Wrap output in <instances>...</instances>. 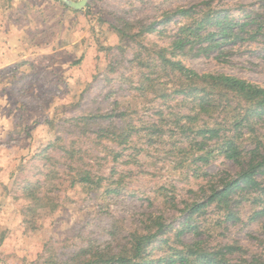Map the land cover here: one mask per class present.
Returning <instances> with one entry per match:
<instances>
[{
	"label": "rangeland",
	"instance_id": "1",
	"mask_svg": "<svg viewBox=\"0 0 264 264\" xmlns=\"http://www.w3.org/2000/svg\"><path fill=\"white\" fill-rule=\"evenodd\" d=\"M204 1L91 0L89 8L63 17V28L50 27L54 43L65 41L66 50L0 73V264H86L92 249L113 242L112 232L137 230L147 214L172 224L149 248L153 264H168L173 249L183 248L179 241H199V252L239 246L244 250L227 255L229 260L264 264V196L258 192L234 195L229 212L226 205L211 204L194 216L197 228L176 235L186 205L203 201L201 188L208 191L239 173L219 149L223 139L199 135L222 123L220 111L213 117L198 113L191 98L176 92L181 82L161 64V49H172L181 27L193 21L167 18ZM214 5L235 22L253 9L264 13V0ZM152 24L154 32L139 36ZM218 40L209 54L188 46L176 51L175 61L199 74L223 73L264 87V27L254 41ZM236 105L228 96V136L250 107L233 113ZM252 122L239 132L243 147L253 136H264V116ZM197 141L205 142L201 151ZM79 170L92 173L91 190L70 187ZM35 196L44 197L43 207ZM177 259L172 264H180Z\"/></svg>",
	"mask_w": 264,
	"mask_h": 264
},
{
	"label": "trees",
	"instance_id": "2",
	"mask_svg": "<svg viewBox=\"0 0 264 264\" xmlns=\"http://www.w3.org/2000/svg\"><path fill=\"white\" fill-rule=\"evenodd\" d=\"M64 9L73 10L59 3ZM91 5H88V8ZM261 9L264 6L260 7ZM74 12H80L73 10ZM226 9H218L214 5V0H207L202 5L193 6L190 8L178 9L176 13L169 16V21L173 16H182L187 20H193L191 23L181 27L179 37L172 42L171 48L166 47L161 49L160 59L164 69H168L170 74L181 82V86L176 91L177 93L185 94V96L192 99L193 104L197 107V112L213 117V113L220 111V116L223 117L222 123H216L213 127H207L199 132L203 139L216 138L218 141L223 139V142L217 143L221 153L227 159L233 161L238 167L239 173L237 178L222 180L219 183H214L208 191L201 188L205 197L202 202L194 201L187 204L183 210V221L181 223L183 229L177 232V237L180 238L185 230H190L194 216L202 209L217 204L219 206L226 205L224 210H231V202L233 197L240 191L251 190L258 192L264 196V136H253L252 143L249 147H243L239 143L241 136V128L245 122L249 126L253 125V119L264 116V87L252 81L239 78L236 76L217 73V74H199L191 70L180 61H175L176 51H183L188 46L194 48L197 46V54H209L212 49L220 46L218 37L222 40H228L231 37L239 38L243 41H254L263 33L264 27V13L261 10L253 9L246 13L241 21L227 20ZM221 16H224L223 19ZM144 27L138 34L139 36L145 33H152L156 30L155 27ZM249 27H254L250 29ZM208 28H215V31L208 30ZM247 28V29H246ZM122 34L125 31L118 29ZM247 35V37H244ZM171 57H168V56ZM228 96H233L237 105L232 112L244 108L242 105L250 106L245 108V113L239 115V119L232 125L235 130V135L228 136L225 126L228 122L225 120L228 117ZM231 108V106H229ZM241 114V113H240ZM225 116V117H224ZM195 120L196 117H189ZM224 127V128H223ZM221 132L224 135H220ZM252 132V131H251ZM207 134H210L207 136ZM117 136V133H116ZM130 136V135H129ZM120 137H122L120 135ZM124 143L128 142V136L123 137ZM200 146L199 151L203 149L204 141H197ZM200 161H208L205 155H198ZM75 184H80L86 189H92L94 185V178L90 171L79 170L74 174L70 181V187ZM248 192V193H252ZM248 194V195H250ZM44 197L35 196L33 200L39 202V207H43ZM54 199V197H47V201ZM237 202V200H234ZM262 199L257 198L253 200L255 204H259ZM53 209L57 205H52ZM259 213L264 214V208ZM232 214H229L230 217ZM146 220H142V225L137 227L127 235L118 236L112 232L114 237L113 242H109L101 250L92 249L91 257L86 264H153L154 261L148 259L149 248L157 242L159 238H163L172 228V224H167L162 215L147 214ZM182 250H174V256L169 258L168 264L176 262L174 257L178 258L177 262L180 264H242L247 261L229 260L227 255L234 254L237 250H244L242 247L234 245H225L217 252H199V241L192 243H183ZM168 240H164L163 244H167ZM87 251H84L86 253ZM93 258V259H92ZM166 258L160 259L159 262H164Z\"/></svg>",
	"mask_w": 264,
	"mask_h": 264
},
{
	"label": "crops",
	"instance_id": "3",
	"mask_svg": "<svg viewBox=\"0 0 264 264\" xmlns=\"http://www.w3.org/2000/svg\"><path fill=\"white\" fill-rule=\"evenodd\" d=\"M52 2L0 0V73L15 65H35L41 56H54L67 49L65 41L54 43L49 30L56 24L62 27L61 19L67 14L72 17L73 13L79 12L64 9L58 1ZM51 4L53 8H50Z\"/></svg>",
	"mask_w": 264,
	"mask_h": 264
},
{
	"label": "water",
	"instance_id": "4",
	"mask_svg": "<svg viewBox=\"0 0 264 264\" xmlns=\"http://www.w3.org/2000/svg\"><path fill=\"white\" fill-rule=\"evenodd\" d=\"M60 3H63L70 9L76 10V11H81L85 8L88 7L89 3L91 0H79V1H74V0H55Z\"/></svg>",
	"mask_w": 264,
	"mask_h": 264
}]
</instances>
